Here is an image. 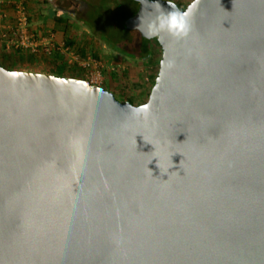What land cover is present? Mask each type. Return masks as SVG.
I'll return each instance as SVG.
<instances>
[{"label":"water","instance_id":"obj_1","mask_svg":"<svg viewBox=\"0 0 264 264\" xmlns=\"http://www.w3.org/2000/svg\"><path fill=\"white\" fill-rule=\"evenodd\" d=\"M160 2L145 103L0 64V264H264V0Z\"/></svg>","mask_w":264,"mask_h":264},{"label":"rangeland","instance_id":"obj_2","mask_svg":"<svg viewBox=\"0 0 264 264\" xmlns=\"http://www.w3.org/2000/svg\"><path fill=\"white\" fill-rule=\"evenodd\" d=\"M22 0H9L6 1L3 4V6H0V14L3 16L0 18V56H5V60L2 59L4 65L9 67H14L17 69L12 70H25V71H35V72H55L56 71V64H55V57H51L49 59H44V62L46 64H42L41 60L42 58H38V60H29L26 61V64L19 63L17 60L11 61L10 58L8 59L9 55H24V53L16 54L14 52H9L6 50L5 46L1 42V33L3 30V27L8 24H12L15 21L16 18V11H17V5ZM176 1L182 9L187 8V6L193 1V0H172ZM59 4V0H25V6L28 12V15L31 20V24L33 28H35L38 31H42L43 26H47L46 21L44 20L48 11L53 10L56 8V6ZM36 15H40L39 18L36 17ZM6 16V17H4ZM12 16V17H11ZM2 20V21H1ZM7 21V22H4ZM49 30V29H48ZM68 34H72L73 38L77 39V41L83 42H90V48L93 50L90 52V54L93 55V52H97L100 54L99 59H101L106 68H105V77H109L111 71L116 70L117 68L126 69L127 72L124 73L123 79L120 78L116 80V89L117 91V97L119 99H123L125 96L122 89L127 90V94H129L132 98L135 105H139L142 103H145L148 101L150 93L152 91V88L155 84L156 78L158 76V72L160 69V62L162 59L163 50L160 44H155L154 46V55L150 58V60L147 62H143L140 60H131L129 58H126L124 56L119 55L118 53L112 51L108 46L102 44L98 40L94 39V37L91 34V31L85 26L81 21L78 20V18L70 17L68 21V27L65 31ZM28 55V54H25ZM94 56V55H93ZM45 57V56H43ZM15 63V64H14ZM116 68V69H113ZM9 69V68H7ZM72 71V67L66 66V72L70 73ZM68 73V74H69ZM128 73V74H127ZM152 75H156L155 81L152 79ZM70 77V76H69ZM106 83H104L105 85ZM122 85L125 86L122 88ZM118 88V90H117ZM127 101V100H126Z\"/></svg>","mask_w":264,"mask_h":264},{"label":"trees","instance_id":"obj_3","mask_svg":"<svg viewBox=\"0 0 264 264\" xmlns=\"http://www.w3.org/2000/svg\"><path fill=\"white\" fill-rule=\"evenodd\" d=\"M90 6L91 10L89 12L88 18L81 20L85 26L91 31L94 39L98 40L102 44L108 46L112 51L118 53L121 56L129 58L131 60H140L143 62H148L150 58L154 55V46L159 44L157 39H147L142 36L138 30H130L125 27V21L131 16L135 15L139 10V3L135 0H86ZM176 2V1H175ZM178 4V3H177ZM182 8V7H181ZM50 16L55 20L56 27L62 28L64 31L67 30L69 16L58 12L56 9L51 10ZM43 31H47V26H43ZM64 39L66 43L76 48L84 55L92 52L90 48V42H81L73 38L72 34L66 32ZM4 55V54H3ZM0 56V64L9 69H17L14 67H9L4 65L2 59L5 60V56ZM95 57H100V54L93 52ZM2 58V59H1ZM19 63L26 64V61L29 60H38L39 57L34 55H9L8 59ZM51 57L45 56L44 59H49ZM29 59V60H27ZM55 64L56 71L51 72L55 75L60 76H70L79 79H86L84 72L72 69L68 74L66 72V64L61 55H55ZM12 61V62H13ZM15 64V63H14ZM126 69L117 68L116 70L111 71L110 80L113 83V86L106 87L109 91L113 92L117 97L116 89V80L124 78L123 75L126 73ZM128 74V73H127ZM109 78V77H108ZM156 75H152L153 81H155ZM125 86L122 85V88ZM118 90V88H117ZM124 93L123 99L131 103H134L133 98L127 94V90L122 89Z\"/></svg>","mask_w":264,"mask_h":264},{"label":"built area","instance_id":"obj_4","mask_svg":"<svg viewBox=\"0 0 264 264\" xmlns=\"http://www.w3.org/2000/svg\"><path fill=\"white\" fill-rule=\"evenodd\" d=\"M1 42L9 52L24 53L36 57H55L59 54L69 67L80 68L90 83L103 86L105 83L104 62L88 53L82 54L76 46L66 43V40H56L53 31H38L33 28L28 15L25 0L17 5L16 18L12 24L3 26ZM113 69H116L113 67Z\"/></svg>","mask_w":264,"mask_h":264},{"label":"clouds","instance_id":"obj_5","mask_svg":"<svg viewBox=\"0 0 264 264\" xmlns=\"http://www.w3.org/2000/svg\"><path fill=\"white\" fill-rule=\"evenodd\" d=\"M142 9L137 22V28L142 31V34L147 38H152L153 36L168 32L175 36L187 35L191 29V21L189 17H186L182 11L177 9H171L165 11L160 0H141ZM153 6H158L159 11L157 15L150 21L147 30L141 28L143 23L144 10L155 11Z\"/></svg>","mask_w":264,"mask_h":264},{"label":"flooded vegetation","instance_id":"obj_6","mask_svg":"<svg viewBox=\"0 0 264 264\" xmlns=\"http://www.w3.org/2000/svg\"><path fill=\"white\" fill-rule=\"evenodd\" d=\"M54 9L81 21L88 18L91 6L86 0H59V4Z\"/></svg>","mask_w":264,"mask_h":264},{"label":"crops","instance_id":"obj_7","mask_svg":"<svg viewBox=\"0 0 264 264\" xmlns=\"http://www.w3.org/2000/svg\"><path fill=\"white\" fill-rule=\"evenodd\" d=\"M6 1H9V0H0V6H3V4H1V3H5ZM13 1H16V0H13ZM0 11H1V9H0ZM49 13L47 14V16L45 17V21H46V23H47V31H49V30H51V31H53L54 32V34H55V36H56V40L57 41H61V40H63L64 39V35H65V31L62 29V28H58L57 30H55V27L57 26L56 25V22H55V20L50 16V10L48 11ZM3 16H1V14H0V18H2ZM4 17H6V16H4ZM12 17V16H11ZM36 17L37 18H39L40 17V15H36ZM2 21V20H1ZM4 22H7V21H4ZM1 27H3V26H1ZM57 28V27H56ZM49 29V30H48ZM43 31V30H42ZM46 31V30H45ZM1 53V52H0ZM40 58H42L41 60H43L42 61V64H46V62H44V57H40ZM72 69H76V70H78V71H81L82 73H83V71L80 69V68H77V67H72ZM38 72V71H37ZM39 72H41V71H39ZM42 73H48V72H42ZM50 74H53V73H50ZM105 85H104V87L106 88V87H111V86H113V83L111 82V80L109 79V78H107V76L105 77ZM107 89V88H106Z\"/></svg>","mask_w":264,"mask_h":264}]
</instances>
